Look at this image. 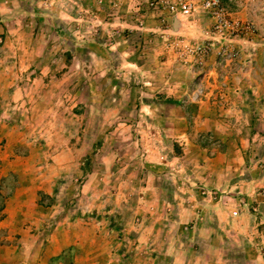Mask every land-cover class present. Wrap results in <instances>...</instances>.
Here are the masks:
<instances>
[{"label":"rangeland","instance_id":"rangeland-1","mask_svg":"<svg viewBox=\"0 0 264 264\" xmlns=\"http://www.w3.org/2000/svg\"><path fill=\"white\" fill-rule=\"evenodd\" d=\"M241 2L234 16L262 25L257 0ZM30 4L42 32H0V209L78 248L109 224L121 264H169L198 244L176 207L200 201L208 223L230 209L253 226L216 223L222 264H264V26L215 32L199 9L173 27L146 0Z\"/></svg>","mask_w":264,"mask_h":264},{"label":"crops","instance_id":"crops-1","mask_svg":"<svg viewBox=\"0 0 264 264\" xmlns=\"http://www.w3.org/2000/svg\"><path fill=\"white\" fill-rule=\"evenodd\" d=\"M32 7L30 0H0V32H31V34L32 32H42L37 30V26H35L37 10L32 9ZM239 15L241 19L250 17L248 14L245 16L243 12L239 13ZM262 17L261 27L264 26V16ZM177 21V26L180 27L181 21H179V18ZM262 32H264L263 28ZM90 172L91 171H89L87 175H89ZM183 195L184 194H182V196ZM197 204L198 205H190L188 203L178 205L176 207V219L180 223L188 219L189 222L193 221L192 223L196 224V227H194L198 229V232L197 237L193 239L198 241V244H193V246L188 249L182 246L183 248L175 254L168 251L167 254L169 256L167 257V261L169 264H222V259L220 257L222 252V234L218 233L219 231L216 229L218 225L216 223H218V221H225L227 223L230 219L231 224L234 225L233 227L242 233L243 231L251 230L253 227H251L249 222L242 223V220L249 216H246L240 210L237 214L230 216L232 212L230 209L226 210L225 220L217 218V221L214 220L208 223V220L206 221L204 219L206 207L203 206L202 203L200 204V201H197ZM23 210H25V213L29 211L28 208ZM9 212V206L0 209V264H96L97 262H104V264H121L124 248L119 247H123V244H121L122 246H116L120 243V241L117 242L120 238H114V236L110 235L113 231L109 224H107V227L106 224H102L101 229L104 233L102 238H97L98 235L92 232L93 238H90V240L88 238H82L85 242L78 248L75 239L73 240L72 237L66 238V236L58 238V233L54 238H37L39 232L33 231L31 234L29 233L32 229L30 226L31 222H28V220L11 221ZM17 212H19V210ZM213 213H217V210H214ZM210 227L213 231L211 230L212 232L209 233L207 229H210ZM59 229H64V227ZM150 230L153 229H149L148 224H141L140 227L134 230L135 239L139 242L146 240V243L150 245L152 241L149 237L153 234L152 231L150 232L151 234L148 233ZM118 231L117 229V234ZM64 234L67 235L65 229L62 230L61 235ZM81 234L84 233L81 232ZM104 235L108 237L105 238ZM103 240L105 242H103ZM73 241H75V243ZM248 243L249 242L244 238V244L247 245ZM85 245L87 248H83ZM67 248L68 253H66L65 250ZM102 248H108V250H106L107 256L103 257L100 255L103 251ZM115 253H117V255L112 257ZM252 255H254V253ZM259 255L261 256V260L264 261V252ZM254 258L248 256L247 252H244L239 262L241 264L251 263ZM154 260L155 259L151 255L143 257V261H147L149 264H153Z\"/></svg>","mask_w":264,"mask_h":264},{"label":"built area","instance_id":"built-area-1","mask_svg":"<svg viewBox=\"0 0 264 264\" xmlns=\"http://www.w3.org/2000/svg\"><path fill=\"white\" fill-rule=\"evenodd\" d=\"M146 2L152 8H163L170 19L174 17L187 18L199 9H203L210 18L215 32H260L259 30H261V25L250 17L241 19L234 16L240 5L245 3H242L241 0H146ZM257 2L260 4L257 10L264 16V0H257ZM248 4L251 3H246L244 6H248ZM187 50H197L195 53L199 58L206 53V48L200 46Z\"/></svg>","mask_w":264,"mask_h":264},{"label":"water","instance_id":"water-1","mask_svg":"<svg viewBox=\"0 0 264 264\" xmlns=\"http://www.w3.org/2000/svg\"><path fill=\"white\" fill-rule=\"evenodd\" d=\"M178 25L177 19L174 17L173 18V27H176Z\"/></svg>","mask_w":264,"mask_h":264}]
</instances>
